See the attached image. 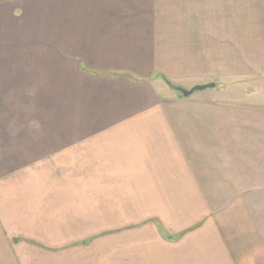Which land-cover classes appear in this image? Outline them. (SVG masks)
<instances>
[{
	"label": "crops",
	"instance_id": "obj_1",
	"mask_svg": "<svg viewBox=\"0 0 264 264\" xmlns=\"http://www.w3.org/2000/svg\"><path fill=\"white\" fill-rule=\"evenodd\" d=\"M184 2L0 0V264H264V209L228 239L157 229L140 258L125 235L100 241L101 256L80 243L79 228L115 225L66 223L184 215L240 198L223 183L264 168V104L183 97L165 80L190 30Z\"/></svg>",
	"mask_w": 264,
	"mask_h": 264
},
{
	"label": "rangeland",
	"instance_id": "obj_2",
	"mask_svg": "<svg viewBox=\"0 0 264 264\" xmlns=\"http://www.w3.org/2000/svg\"><path fill=\"white\" fill-rule=\"evenodd\" d=\"M201 3V0H191L190 7L183 5L176 8V14L184 18L190 16L191 21L187 24L189 31L176 34L184 37L174 48L176 54L168 56L170 87L174 90L175 87L190 89L197 84L214 82L213 88L191 95L218 94L245 106L264 104V0H206V6H200ZM175 93L181 95L178 91ZM227 170L224 168V173L227 174ZM242 170L247 178H239V183L233 185L223 183L224 193L230 192L231 186L235 192L244 191L240 198L191 201L184 215L145 216L142 221L141 217L133 215H79L69 218L67 222L63 217V222H78L84 227L91 226L88 228L92 230L101 229L97 228L98 225L107 223L115 225L117 229L112 228L114 231L106 233L85 232L79 228L80 243L92 239L90 246H94L95 253L100 256L102 251L110 249L100 241L108 235L112 239L125 235L129 242L138 245V257L143 250L150 257L147 249L151 250L150 241L156 237L155 230H167L172 225L188 226L192 235L190 239L201 240L199 234L208 239H228L232 231L247 222L248 214L264 209V168ZM226 179L230 178L224 177ZM178 203L175 201L174 206L177 207ZM47 223L53 224V221ZM36 235L43 236L42 233ZM29 242L31 245L37 244L35 240ZM132 251H135L134 248ZM81 256L85 257L83 254ZM147 264H152V260H148Z\"/></svg>",
	"mask_w": 264,
	"mask_h": 264
},
{
	"label": "water",
	"instance_id": "obj_3",
	"mask_svg": "<svg viewBox=\"0 0 264 264\" xmlns=\"http://www.w3.org/2000/svg\"><path fill=\"white\" fill-rule=\"evenodd\" d=\"M214 86H215V83L214 82H210V83L194 85L190 89H183V88H180V87H175V89L178 92H180L183 97H187V96L191 95L192 93H194L196 91H202V90H205V89H208V88H213Z\"/></svg>",
	"mask_w": 264,
	"mask_h": 264
},
{
	"label": "trees",
	"instance_id": "obj_4",
	"mask_svg": "<svg viewBox=\"0 0 264 264\" xmlns=\"http://www.w3.org/2000/svg\"><path fill=\"white\" fill-rule=\"evenodd\" d=\"M166 80V82H167V84H169V81L167 80V79H165ZM170 85V84H169ZM171 86V85H170Z\"/></svg>",
	"mask_w": 264,
	"mask_h": 264
}]
</instances>
